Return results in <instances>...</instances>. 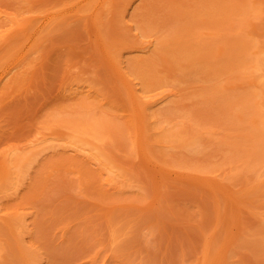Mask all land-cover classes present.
<instances>
[{"label":"rangeland","instance_id":"1","mask_svg":"<svg viewBox=\"0 0 264 264\" xmlns=\"http://www.w3.org/2000/svg\"><path fill=\"white\" fill-rule=\"evenodd\" d=\"M0 264H264V0H0Z\"/></svg>","mask_w":264,"mask_h":264}]
</instances>
